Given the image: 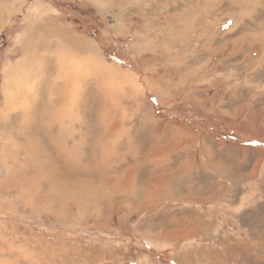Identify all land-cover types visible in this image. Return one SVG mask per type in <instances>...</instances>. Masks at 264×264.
I'll return each instance as SVG.
<instances>
[{
    "label": "rangeland",
    "instance_id": "374dc122",
    "mask_svg": "<svg viewBox=\"0 0 264 264\" xmlns=\"http://www.w3.org/2000/svg\"><path fill=\"white\" fill-rule=\"evenodd\" d=\"M251 65L264 0H0V264H264V148L203 112Z\"/></svg>",
    "mask_w": 264,
    "mask_h": 264
},
{
    "label": "crops",
    "instance_id": "0c3cea01",
    "mask_svg": "<svg viewBox=\"0 0 264 264\" xmlns=\"http://www.w3.org/2000/svg\"><path fill=\"white\" fill-rule=\"evenodd\" d=\"M217 47L219 46H215L214 50ZM255 49L259 54L260 48L255 45L254 50ZM214 56L215 54L211 56L208 64H211L214 59L217 58V56ZM228 59L229 58H226V64H231V62L227 61ZM253 65V69H255L256 64ZM253 65L243 67L244 72L238 74L231 73L229 75L226 72L222 73V75L225 76L224 79L226 80V84H223L225 94L223 96L222 92L221 98H214L213 101L209 99L211 101H209L207 105L209 110L206 108L203 112L207 115H205V117L211 116V119L219 123V126L223 129V133L214 130V134L218 137V139H223L226 142L229 141L234 144H241L242 146L252 145L256 147L259 145L264 148V131L253 128L251 129L240 124L238 129L239 133H236L238 130L232 126H226L225 124L228 125V123L225 121V118H223L230 117L236 121H234L236 124L247 121L252 122L256 126L264 124V94L263 92L257 93L260 86L262 89L264 87V75L263 78H261L256 75L254 71H251ZM233 68L234 67H232V69ZM212 88L214 89L215 86ZM243 92H248V94H243ZM211 96L212 93L209 97L211 98ZM224 102L225 105L223 106ZM211 124H213L212 121L209 125L211 126ZM243 134L244 138L240 139L239 136H242Z\"/></svg>",
    "mask_w": 264,
    "mask_h": 264
},
{
    "label": "bare ground",
    "instance_id": "6f19581e",
    "mask_svg": "<svg viewBox=\"0 0 264 264\" xmlns=\"http://www.w3.org/2000/svg\"><path fill=\"white\" fill-rule=\"evenodd\" d=\"M30 27L29 30L31 28H34V26L32 24H29ZM40 26V25H39ZM54 35V37L56 38V40H53V44L59 46V45H64L65 48H71V50H77L78 47L80 46V51L85 52L87 49L89 52H92L94 54V57H96L97 62H99V66H98V70L101 71L102 70V63L103 61L101 60L99 54L97 53L95 47L93 46V44H91L90 42H87L84 39L78 38V37H74V36H68V35H64V34H60L58 31L53 32L52 33ZM35 38V41L37 43H41L42 41H45V38L47 36V32H45V28L44 27H40V33L36 34L33 30H30V35L29 36H33ZM32 38V37H31ZM34 40V39H33ZM48 43V42H47ZM49 44V43H48ZM63 47V48H64ZM70 51V50H69ZM98 64V63H97ZM105 64V63H103ZM105 66L108 68L109 66L105 64ZM111 69V67H109ZM104 69V68H103ZM105 70V69H104ZM118 70V69H117ZM116 71V70H115ZM121 73V72H120ZM113 74V73H112ZM136 166L132 167L129 166L126 169H123L122 174H114L108 177V181L110 182L109 185L112 183V185L109 188H112L114 190H119V189H124L125 192L128 190L129 188V184L132 183L133 185L135 184L134 182V172H135ZM153 179H155L156 181H162L163 179H165V176L162 175H156ZM107 181V180H106ZM164 181V180H163ZM159 182V183H160ZM105 183V182H104ZM135 187V185H134ZM151 187V186H150ZM156 187V186H155ZM163 189V188H162ZM167 191V190H166ZM160 193V192H159ZM164 194V193H163ZM137 195V194H136ZM143 201V199H142ZM146 203V202H145ZM144 204V203H143ZM183 230V229H182ZM180 231V230H179ZM176 232V231H175ZM177 236V234H176Z\"/></svg>",
    "mask_w": 264,
    "mask_h": 264
},
{
    "label": "trees",
    "instance_id": "16d2710c",
    "mask_svg": "<svg viewBox=\"0 0 264 264\" xmlns=\"http://www.w3.org/2000/svg\"><path fill=\"white\" fill-rule=\"evenodd\" d=\"M205 119H207V117H204Z\"/></svg>",
    "mask_w": 264,
    "mask_h": 264
}]
</instances>
